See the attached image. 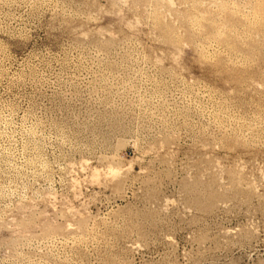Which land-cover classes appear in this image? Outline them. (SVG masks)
Wrapping results in <instances>:
<instances>
[{"label":"rangeland","instance_id":"obj_1","mask_svg":"<svg viewBox=\"0 0 264 264\" xmlns=\"http://www.w3.org/2000/svg\"><path fill=\"white\" fill-rule=\"evenodd\" d=\"M261 9L0 0V264H264Z\"/></svg>","mask_w":264,"mask_h":264},{"label":"bare ground","instance_id":"obj_2","mask_svg":"<svg viewBox=\"0 0 264 264\" xmlns=\"http://www.w3.org/2000/svg\"><path fill=\"white\" fill-rule=\"evenodd\" d=\"M154 1H155V0H154ZM150 3H151V2H150ZM196 3H197V2H196ZM227 3H228V2H227ZM147 4H149V3H147ZM222 5H223V4H222ZM152 6H153V5H152ZM223 9H224V8H223ZM247 10H248V9H247ZM229 11H230V10H229ZM257 11H258V10H257ZM259 11H260V9H259ZM195 12H196V11H195ZM239 12H240V11H239ZM212 13H213V12H212ZM159 14H160V13H159ZM219 14H220V13H219ZM230 14H231V13H230ZM259 14H260V15L262 14L261 16L264 17V10L261 9V13L259 12ZM148 15H149V13H148ZM157 15H158V14H157ZM209 15H210V14H209ZM215 15H216V14H215ZM256 15H257V14H256ZM252 16H253V14H252ZM261 16H260V17H261ZM153 17H154V15H153ZM260 17H258V18H259L260 21H261V18H263V17H261V18H260ZM186 18H187V17H186ZM211 18H212V17H211ZM256 18H257V17H256ZM204 19H205V18H204ZM207 20H208V19H207ZM227 22H228V21H227ZM243 23H244V22H243ZM246 23H247V22H246ZM175 24H176V23H175ZM209 24H210V23H209ZM253 24H254V23H253ZM228 25H229V23H228ZM259 25H260V24H259ZM212 26H213V25H212ZM263 26H264V25H263ZM195 27H196V26H195ZM232 27H233V26H232ZM232 27H231V28H232ZM242 27H243V26H242ZM255 27H256V26H255ZM255 27H254V28H255ZM214 28H215V27H214ZM255 31H256V30H255ZM167 32H168V31H167ZM258 32H259V31H258ZM172 34H173V33H172ZM172 34H171V35H172ZM246 35H247V34H246ZM256 35H257V34H256ZM256 35H255V37H256ZM224 36H225V35H224ZM224 36H223V37H224ZM243 36H244V35H243ZM249 36H250V35H249ZM223 37H222V39H223ZM152 38H153V37H152ZM226 38H229V37H226ZM230 38H231V37H230ZM202 39H203V38H202ZM217 39H218V38H217ZM251 39H252V38H251ZM251 39H250V40H251ZM263 39H264V37H263ZM228 40H230V39H228ZM228 40H227V41H228ZM159 41H160V40H159ZM179 41H180V40H179ZM251 42H252V41H251ZM254 42H255V41H254ZM246 43H247V42H246ZM249 43H250V42H249ZM259 44H260V43H259ZM217 45H218V44H217ZM227 46H228V45H227ZM239 46H240V45H239ZM260 46H261V45H260ZM248 47H249V46H248ZM252 47H253V46H252ZM253 48H254V47H253ZM260 49H261V48H260ZM256 50H257V49H256ZM201 51H202V50H201ZM222 53H223V52H222ZM174 56H175V55H174ZM202 57H203V56H202ZM251 58H252V57H251ZM262 58H263V57H262ZM204 59H205V58H204ZM156 61H157V60H156ZM226 61H227V60H226ZM226 61H225V62H226ZM261 61H262V60H261ZM238 63H239V62H238ZM114 67H115V66H114ZM248 67H249V66H248ZM230 69H231V68H230ZM262 81H263V80H262ZM219 104H220V103H219ZM216 114H217V113H216ZM224 114H225V113H224ZM222 121H223V120H222ZM217 123H218V122H217ZM227 126H228V125H227ZM240 127H241V126H240ZM239 143H240V142H239ZM213 178H214V177H213ZM217 179H218V178H217ZM230 180H231V179H230ZM242 181H243V180H242ZM193 182H194V181H193ZM220 184H221V183H220ZM210 185H211V184H210ZM244 185H245V184H244ZM238 189H239V188H238ZM246 190H247V189H246ZM220 193H221V192H220ZM239 194H240V193H239ZM245 194H246V193H245ZM220 195H221V194H220ZM220 195H219V196H220ZM217 199H218V198H217ZM220 199H221V198H220Z\"/></svg>","mask_w":264,"mask_h":264}]
</instances>
